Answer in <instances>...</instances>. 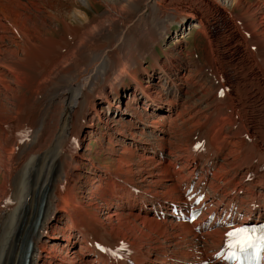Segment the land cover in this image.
I'll return each instance as SVG.
<instances>
[{
	"label": "bare ground",
	"instance_id": "1",
	"mask_svg": "<svg viewBox=\"0 0 264 264\" xmlns=\"http://www.w3.org/2000/svg\"><path fill=\"white\" fill-rule=\"evenodd\" d=\"M190 181L264 220V0H0V264H217Z\"/></svg>",
	"mask_w": 264,
	"mask_h": 264
},
{
	"label": "rangeland",
	"instance_id": "2",
	"mask_svg": "<svg viewBox=\"0 0 264 264\" xmlns=\"http://www.w3.org/2000/svg\"><path fill=\"white\" fill-rule=\"evenodd\" d=\"M225 14V15H224ZM229 14L230 13H223L222 16H227L229 18ZM231 15V14H230ZM190 24V21H186L181 29V27H179L178 25H174L171 28L170 33L168 34V37L165 38L163 41H161L159 44H156L155 49L161 54L162 56V61H164V54L163 52H166L167 50H185L186 52L190 53L191 49L193 48V45L195 44L196 41V37H197V32L195 30V28H193ZM193 28V31H189L190 29ZM182 30L183 32V38H179L180 41H186V43H182L181 45H177L175 47V44H177L173 39L177 36V32L179 30ZM249 34H247L248 36ZM158 45V46H157ZM181 46V47H180ZM143 66L144 67H148L147 62H143ZM143 81H147L146 78L143 79ZM131 90L132 89H127L125 91L124 94L120 95V99H122V102L124 103L126 101V98L128 95L131 94ZM123 103H122V108H123ZM121 105V104H120ZM233 119H235L233 117ZM105 139V140H104ZM101 139V140H96V139H91L89 140L88 138H86V140H84V142H82V144L80 145L79 149L84 152V150H86L84 153H87L88 155H91L92 157L94 156V154L98 151H101V149H105L106 147V138ZM246 139V137H245ZM97 184L96 183H92V180L87 181L85 187H84V192L87 193L88 189H93V187H95ZM87 196V194H85ZM88 197V196H87Z\"/></svg>",
	"mask_w": 264,
	"mask_h": 264
},
{
	"label": "snow or ice",
	"instance_id": "3",
	"mask_svg": "<svg viewBox=\"0 0 264 264\" xmlns=\"http://www.w3.org/2000/svg\"><path fill=\"white\" fill-rule=\"evenodd\" d=\"M259 232V236H254V233ZM227 238V244L226 247H228L231 250L235 249L236 247H239L240 251H245L249 247H255L257 240L264 244V228L260 229H238L234 232H230L226 234ZM99 247V245H98ZM124 245L121 244L120 249L118 251H111L110 254L114 258H118L119 252L124 250ZM102 251H109L107 249H101ZM232 256H235V251H232ZM231 258V257H230Z\"/></svg>",
	"mask_w": 264,
	"mask_h": 264
}]
</instances>
